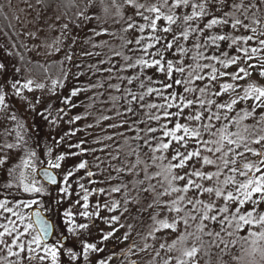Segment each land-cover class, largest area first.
I'll return each mask as SVG.
<instances>
[{"label":"snow or ice","instance_id":"snow-or-ice-1","mask_svg":"<svg viewBox=\"0 0 264 264\" xmlns=\"http://www.w3.org/2000/svg\"><path fill=\"white\" fill-rule=\"evenodd\" d=\"M37 3L45 9L55 5L59 13L55 21L60 23L61 36L98 22L85 41L90 49L82 52L98 59L88 66L87 73L78 70L75 77L108 74L107 88L118 95L110 91L111 109L101 108L94 119L96 125L110 121L113 117L103 113L112 111L120 122L101 128L105 133L108 129L116 130L112 134L95 137L92 123L77 127L84 117L69 113L78 107L87 113L103 93L86 97L90 101L87 104L76 101L90 89L104 88V82L93 83L89 77L85 85L73 87L61 98L55 88L57 85L65 88V82L73 75L70 70H63L61 62L63 80L53 79L49 90L56 103L30 96L34 91L33 79H22L23 69L12 62L14 54L3 49L0 252L6 255L0 256V264H117L118 256L142 253L151 247L147 243L140 247L133 241L119 254L107 247L110 240L127 243L136 221L142 220L146 213L154 224L173 233L181 221L186 229L191 227L190 220L199 221L196 232H183L168 245L169 252L177 243L181 246L184 258H176V264H199L198 257H208L204 264H214V248L218 250L215 264H223L221 257L229 253V243H236L226 241L223 233L232 237L243 229L255 238L253 244L256 240L264 241V86L251 80L257 72L264 77V0H37ZM108 21L118 27L110 30ZM102 35L110 39L95 43L93 38ZM61 42L56 37L47 46L60 52ZM77 42L78 37L73 36L72 44ZM98 48L100 51H96ZM74 58L68 52L64 60L71 63ZM75 67L80 69L82 65ZM113 79L118 83H112ZM229 80L230 83L226 82ZM45 87L43 83L35 84L38 90ZM225 95L228 99H224ZM65 123L70 126L68 130L62 127ZM84 131L87 136L79 135ZM9 137H13L12 142ZM41 145L39 155L48 159L40 160L39 174L50 187L34 177L28 181L23 170L18 177L15 175L17 169L31 168L36 173V149ZM53 146L67 150L54 154ZM125 148L127 156L135 155L136 161L127 167L117 166L113 162L122 164ZM20 152L26 155L20 156V163L15 164ZM141 152L151 164L141 161ZM168 152L170 160L165 155ZM142 162L144 168L138 170ZM188 164L192 170L184 171ZM204 166L215 170L203 171ZM153 168L159 170L153 172ZM53 169L62 172L54 174ZM126 176L132 179L126 180ZM159 177H163L162 184H167L162 190L152 183ZM193 177L214 183L205 186ZM176 182L183 183L178 186ZM133 192L135 195H131ZM117 193L122 194L121 200L112 198ZM172 193L179 195L170 202L162 199ZM205 195L223 203L218 205L211 199L206 202L202 199ZM90 197L95 199L94 204L90 203ZM157 208L183 215L171 222L158 220L161 212ZM41 209L51 215L45 218ZM104 211L119 215L102 216ZM97 220H102L109 230L99 228ZM257 227L259 231L252 230ZM121 229L126 231L117 237ZM203 237L209 238L207 242ZM241 239L247 241L248 237ZM164 247L162 243L160 248ZM260 254L264 259V249ZM159 255L157 251L156 256ZM232 259L242 257L232 255ZM121 264L137 262L125 260ZM163 264H171V258Z\"/></svg>","mask_w":264,"mask_h":264},{"label":"rangeland","instance_id":"rangeland-1","mask_svg":"<svg viewBox=\"0 0 264 264\" xmlns=\"http://www.w3.org/2000/svg\"><path fill=\"white\" fill-rule=\"evenodd\" d=\"M10 5V6H9ZM99 11V9H97ZM56 16H51L50 14L43 12L41 9L35 10L33 7H31L27 0H2L0 3V54H2L3 49L7 48L9 51H11L14 54V59L12 62L16 64V66H19L23 69L21 78L22 79H33L34 84L33 93H30L28 95L30 96H36V97H43L44 99H51L53 103H56V100L54 97L51 96L50 89H52V83L51 81L53 79L60 78L63 80V77L61 76V71L58 73V75L51 77V78H37L35 76L28 75L25 70L23 63L25 60H39L42 62H47L49 60H58L63 62V70L68 71L70 70L73 74L70 76L67 81L65 82V88H60L59 85L55 88V92L57 95H60L61 98L63 95L67 94L69 90H71L73 87L77 85H85L88 78L91 77L93 83L97 81H103L105 84V87L102 89H90L87 93H84L81 95L80 99L76 102L79 104L81 100L85 102V104L90 103V101L86 100V97L94 96L96 92L103 93V96L98 97L97 101L93 105V107H90L87 109V113L85 112V109L83 107H78L76 109H73L72 112L69 113V115H75L80 114L84 119L80 122H77L76 126L80 128H84L86 124L92 123L94 125L93 129L91 130L93 133V136H103L105 134H112L114 131L113 129H108L107 133L102 132L101 128H106L108 123H119L120 119L115 116V113L112 111H105L103 114L110 115L113 117L112 120L107 122H102L100 125H96V120L94 117H97L100 114L101 108L111 109L112 104L109 102V92L111 91L112 95H118L114 90H110L107 88L108 84V74L101 73L97 74L96 76H91V73H88L84 77H80L77 79L75 77V73L79 70L81 72L87 73V68L90 64L95 63V61L98 59L96 57H88L82 55V52L85 50L90 49V45L85 43V41L89 38L91 35L90 29L95 27L98 22L93 21L92 24H86L82 30L80 29H73L72 32L67 33L66 37L61 36L60 33V23L55 21ZM52 25V28H49V25ZM108 25H110V30L115 29L118 27L117 25H111V21H108ZM104 24L101 23V27H103ZM148 30H146L147 34ZM30 34H34L30 35ZM77 36L78 42L77 44H72V37ZM56 37H59L62 41L59 44V47L61 48L60 52H56L55 48H49L47 45L52 44L54 42V39ZM95 43H99L101 40H109L110 37L107 35H102L97 38H93ZM114 44L118 43V41H113ZM15 45V46H14ZM71 46V47H69ZM96 51H100V49H96ZM71 52L74 54V60L69 63L64 60L65 54ZM22 57V59H21ZM147 58V57H146ZM80 64L82 67L80 69H77L75 65ZM106 66V65H105ZM115 74H113L114 76ZM251 80L256 82L258 85L264 86V77H260L257 73H254L251 77ZM112 83H118L115 79L111 81ZM226 82H231L226 81ZM246 81H241L240 83H245ZM36 83H43L45 84V89L38 90L35 89ZM219 83V81H218ZM224 99H228V95L224 96ZM100 100L105 101L106 103L101 104ZM59 107H63V105H58ZM243 107V104L240 105ZM121 111H123V108H121ZM90 113L91 115H89ZM55 115V113H54ZM31 117H28V120H30ZM163 122V121H162ZM181 123H185V121L180 120ZM14 127V125H12ZM64 130L69 129V125L67 123L62 125ZM171 127V125H170ZM120 131H123V129H120ZM79 135L81 136H87L88 132L84 131L81 132ZM131 135V134H130ZM14 137V133H13ZM13 137H9V142H12ZM110 143V142H105ZM120 143L123 144V140H120ZM102 147V145H101ZM66 147L61 146L60 153L66 151ZM145 151H147L145 149ZM59 153V154H60ZM99 155H105L104 153H98ZM161 153H156V155H160ZM207 154V153H204ZM0 155H3V153H0ZM165 155L168 157V159H171V152L165 153ZM89 162L91 163V157H87ZM141 161L147 160L149 164H151V161L148 159L147 156L144 155V152H141L140 154ZM136 161V156H127V148L124 149V151L121 154V162L122 164H118L117 162H113L114 164H117V166H130V163H134ZM167 161H165L166 163ZM63 163V162H62ZM159 164L160 162L157 161ZM38 167V166H36ZM197 168H200V165H196ZM144 168V163L142 162L138 166V170H142ZM23 170L26 173V177L28 181H31L33 177L38 180L40 183L44 184L37 173H33L31 171V168L28 169H18L15 173V175L18 177L19 171ZM57 174L61 173V169H54ZM93 171H96V169H92ZM159 169L153 168L152 171H158ZM192 165L188 164L184 171H191ZM201 170L203 171H214L215 169L212 166H204ZM178 171V170H174ZM83 174V173H81ZM182 174V173H180ZM115 175V173H113ZM60 178V176H59ZM143 178V174L141 171V179ZM126 180H131L132 176H126ZM194 180L198 183H203L205 186H211L213 182L209 181H200L198 178L193 177ZM163 181V177H159L152 181V183L157 185L158 190H162L164 187L167 186L166 182L163 184L161 183ZM113 184L118 183V181H113ZM177 185H181L183 182H176ZM25 196H28L29 194H24ZM131 195H135V193H131ZM177 193H172L171 196L163 197L165 201H171L177 197ZM189 196H191V193H188ZM121 193L113 194L114 199L121 200ZM39 198V197H38ZM202 199H204L206 202L211 200H216L215 197L209 198L207 195L203 196ZM90 203L94 204L95 199L93 197H90ZM216 203L219 205L220 200H216ZM28 211V210H25ZM132 211H135V207H132ZM47 213V212H45ZM48 214V213H47ZM111 214H117L119 215V212L111 213ZM107 211H104L101 213L102 216H109L111 215ZM183 213H174V212H168L166 209V216L162 219H166L169 222H171L173 219H177L179 216H182ZM161 219V220H162ZM123 222V221H122ZM199 221H189V224L191 227L185 228V225L181 221L178 224L177 231L175 233L171 232L170 229H164L159 225L154 226V228H158L159 231H156L152 233V235H149V231H143L139 232L138 230L134 229L131 232V238L127 243H117L116 240H110L108 242V245L112 248L113 245H117L119 247H125L128 243H133L135 241L140 247H143L145 243L149 244L151 247H149L145 252L142 253H136V254H129L128 257L123 258L121 261H117V264H121L122 261L130 260L131 257L137 262V264H163L164 260H168L171 258V264H176V258L183 259L182 256V249L179 243L176 244V247L173 248L171 252L168 251V245L173 242V240H176L179 235L183 232H196V224H198ZM96 224L99 225V228L103 229L104 231H108V226L102 221L97 220ZM218 230V226H217ZM252 230L259 231L258 227L254 228ZM95 232L96 229H93ZM124 231L126 229H121L119 233H117V237H122L124 234ZM141 233V235H137V233ZM223 238L226 241L236 240L235 244L229 243V253H225L222 257H231L232 255H238L242 257L240 260H233L235 264H262L263 260L261 258L260 250L264 249V241L256 240V243L253 244L252 241L255 239L254 237L248 236V232L241 229L239 232H236L234 236L229 237L226 233H223ZM248 237L247 241L241 239V237ZM146 238V239H145ZM191 242V238L189 240V243ZM164 244L165 247L163 249L160 248L161 244ZM113 244V245H112ZM107 245V247H108ZM242 249L244 251H242ZM253 249H256L253 251ZM159 251L160 255L159 257L156 256V252ZM218 252V250H217ZM6 255V252H0V256ZM15 259V258H12ZM199 264H204V260L201 259V257H198Z\"/></svg>","mask_w":264,"mask_h":264},{"label":"trees","instance_id":"trees-1","mask_svg":"<svg viewBox=\"0 0 264 264\" xmlns=\"http://www.w3.org/2000/svg\"><path fill=\"white\" fill-rule=\"evenodd\" d=\"M1 2H2V0H0V3ZM27 2L35 10L41 9L43 12H46V13L50 14L51 16H56V15L59 14L57 12V10H56L55 5H53V7L50 8V9H45L43 7V5L37 3V0H27ZM23 66H24L25 72L28 75L35 76V77L41 78V79L54 77V76L58 75V73L61 71V63H60V61L54 60V59L49 60L47 62H42V61H39V60H31V61L30 60H25L24 63H23ZM45 68H47V71H45ZM21 122H23V121H21ZM28 122L30 124L31 123V119L28 120ZM42 148H43V145H41V148L36 149V151L38 152V159H37L36 166H41L40 160L46 161L48 159V157H46V156H40L39 155V153L41 152ZM60 150H61V146H53L54 154H59ZM24 155H26V153L20 152L19 155L15 158L14 163L15 164H19L20 163V156H24ZM52 158L54 159V156ZM44 165H46V164H44ZM221 179H223V177H221ZM147 184H148V182L145 181V186H147ZM44 185L46 187H50L46 183H44ZM222 203H223V201L220 200L219 204H222ZM156 211L157 212H161V210L159 208H157ZM133 213H135V211ZM48 215H51V213H48ZM165 216H166V209H164L161 212V214L157 216V219L161 220ZM129 222H132V221H129ZM154 226H155V224L153 223V221H151L149 219V214L146 213V214H144L142 220L136 221L135 229L138 230L139 232L149 231L148 233H150V232L153 233ZM203 239L207 242V240L209 238L208 237H203ZM129 244H132V243L131 242L128 243L127 245H125V247H119L117 245H113L112 244L113 245L112 248L110 247V245H108V250L109 251L115 250L119 254L120 250L121 249H127ZM212 252H213V262L215 264L216 255L218 253L217 249L214 248L212 250ZM123 258H126V257L118 256L117 261H121V260H123ZM131 259H133V258L131 257ZM201 259H203L205 261V260L208 259V257H201ZM221 260H222L223 264H235L231 257H221ZM262 264H264V260H263Z\"/></svg>","mask_w":264,"mask_h":264},{"label":"water","instance_id":"water-1","mask_svg":"<svg viewBox=\"0 0 264 264\" xmlns=\"http://www.w3.org/2000/svg\"><path fill=\"white\" fill-rule=\"evenodd\" d=\"M43 166H46V165H43ZM41 167H42V165L37 167V171H36V173H37V175L39 176V178L41 179V181L47 184V182L44 181L43 177L40 176V174H39V172H40V170H41ZM52 171H53L54 174H57V172H56L54 169H53ZM59 179H60V178H59V175H58V180H59ZM35 207H36V206L33 207V210H35ZM41 211H42L43 215L45 216V218H47V217L49 216L47 213H45V212L43 211V209H41Z\"/></svg>","mask_w":264,"mask_h":264}]
</instances>
